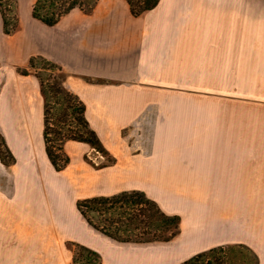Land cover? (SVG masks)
<instances>
[{"label":"rangeland","instance_id":"374dc122","mask_svg":"<svg viewBox=\"0 0 264 264\" xmlns=\"http://www.w3.org/2000/svg\"><path fill=\"white\" fill-rule=\"evenodd\" d=\"M63 1L65 6L71 2ZM74 1V9L49 32L77 48L75 58L89 59L97 72L99 66L107 74L82 73L66 59L51 57L45 42L39 44L42 24L31 16L34 0H2L0 6V264H179L195 252L227 244H243L260 264L264 176L246 177L243 187L233 182L232 187L222 183L209 190L210 177L177 176L176 164L169 160L177 154L166 150L175 146L154 138L164 134L170 140L171 132L176 133L170 127L176 124L172 116L177 105L189 100L179 92L201 87L196 104L202 108L215 97L233 105L229 135L240 139L241 125L249 121L261 127L250 129L252 137L264 139V0H203L206 6H217L214 17L204 5L196 11L195 0H159L137 16L126 0ZM4 19L8 34L3 32ZM101 24L112 31L83 49L81 36ZM197 34L202 45L211 35L217 40L218 56L209 58L215 51L205 46L201 57L184 56L186 42ZM226 50L232 64H222ZM166 52L171 58L163 65ZM135 55L143 76L129 81L120 74L123 66L115 64ZM198 60L201 64H194ZM41 84L51 94L59 88L77 97L108 157L68 138L72 132L66 120L61 140L53 144H61L68 162L60 170L53 168L42 138L46 101ZM225 88L228 92H212ZM58 96L47 97L49 106L57 98L62 101ZM133 189L144 191L167 213L180 215L176 237L118 242L89 225L75 206L84 198ZM93 216L99 222L100 216Z\"/></svg>","mask_w":264,"mask_h":264},{"label":"crops","instance_id":"0c3cea01","mask_svg":"<svg viewBox=\"0 0 264 264\" xmlns=\"http://www.w3.org/2000/svg\"><path fill=\"white\" fill-rule=\"evenodd\" d=\"M195 1H198V3L194 5L196 11H198V9L201 10V8H203L202 6L204 5L205 7H207L205 11H207V9L211 10L209 17H214L213 9L217 7L216 5L208 3L206 6L202 3L203 0ZM227 16L229 15H226V18ZM41 24L42 25L40 26L41 28L39 30V33L41 34L39 36V44L45 42V46L50 49V55L52 58L62 60L66 59V62L73 63L74 66H77L79 68V71L81 70L82 73H88L90 71H93L95 72V74L100 76L102 74H107L108 72H110L107 69L102 70L99 69V66H96L99 72L98 73L97 70L92 67L95 65V63L93 65V62H91L89 59H84V57H82L80 54L79 55L81 56V58H75V54H78V49L74 48L73 45H71V48L65 46L63 42L58 40L57 37L53 35V32L50 33L49 31H51L50 29H52L54 25L49 27L44 25L43 23ZM93 29H97L98 31H94ZM110 31H112V29H108V27H105L104 24H101L96 28H92L87 35L84 34L80 38L82 39L81 43L83 49L89 50L91 44H94L95 42L98 44L99 41L106 36V33ZM193 37L194 39H192V41H187L185 44L186 51L184 52V56H191L192 58L193 56L201 57L202 48H204V46V50L208 49L215 51L209 52V58H214L215 55L218 56L217 50L219 48V44L217 43V40H213L212 35L211 39L206 41V45H202V40L201 38H199L198 34L197 36L194 35ZM36 47L37 46L34 45L35 50H37V48H39L40 46L37 48ZM196 48L199 51H195ZM134 52L135 51H132L130 54ZM168 53L170 52L165 53V55H167L165 57V62L163 65H166L170 62L171 54L169 55ZM232 53L233 52L231 51V54ZM228 55L229 53L226 50L225 56H222V64L233 63V60L231 58L232 55L230 56V59ZM178 62L179 60L177 58L175 64H178ZM186 63L188 62L185 59V64ZM196 63L201 64L199 60L197 62H194V64ZM115 65L123 66L121 68L120 74L129 81L141 80L143 76H140V72L136 69V55L130 56L129 58L125 59L123 58L119 61V63L116 62ZM157 73L150 71L147 74ZM162 73L163 71H160L158 75H161ZM146 78L149 80L148 77H145L144 79ZM163 79L164 76H158L157 78V80ZM200 89L202 88L198 87L194 89H187L185 90L186 92H179L183 94L184 100H189H185L183 101V103H179L177 105V110L175 114L172 116V120H176V124L175 126L174 124H172V127L170 128H176V133L171 132L172 136L170 137V140L167 139L164 134L162 136V139L157 137L154 138V142L158 141L157 143L159 144L175 146V148L171 147L170 149L166 150L177 154V158L169 159L171 161V164H176V169L178 171L177 176L184 178L210 177L212 178V185H210L209 190L212 191H216V186H223L222 183H224L225 186L232 187L231 185H233L234 182L237 186L243 187L244 185L246 186V177L255 175L264 176V139L261 136L253 138L252 135L254 133H251L250 131L251 128L260 129L261 127L259 123L251 124L249 121H243L241 127L242 129H244V132L242 133L240 139H238L237 137H232L231 135H229L227 130L229 128L231 129V126H229V114H233L235 112V110L233 109V105L227 104V102L229 101L228 99L224 100L222 98L218 99V97H215L214 100H211L210 106H203V109L202 105L200 106V104H196L197 101H200V98H197L198 93H196L200 92ZM212 92L228 91L225 88L221 91L213 90ZM218 100H221L222 103H219ZM205 118L208 120L207 124L204 120ZM164 129H166V127H164L163 130ZM252 170H255V172H253ZM216 178H221L219 183ZM232 178H235L236 182ZM229 189L230 188H219L220 191H233V189ZM237 191H240V189H238ZM241 191H244V189H241ZM259 257H261L260 264H264V254H262L261 256L259 255Z\"/></svg>","mask_w":264,"mask_h":264},{"label":"trees","instance_id":"16d2710c","mask_svg":"<svg viewBox=\"0 0 264 264\" xmlns=\"http://www.w3.org/2000/svg\"><path fill=\"white\" fill-rule=\"evenodd\" d=\"M13 1V0H12ZM58 1H60L58 3ZM73 1V2H72ZM133 15L144 14L153 9L159 0H126ZM63 0H34L31 16L46 26H53L61 17L74 9L76 5L71 0L67 6ZM2 0H0L1 6ZM3 17L5 15L3 14ZM8 23L3 20V32L10 33ZM42 86V84H41ZM41 95L46 101L43 111L42 138L46 156L55 170L62 169L68 162L65 154L60 153L61 144H53L61 140L62 128L67 120L72 134L71 139L87 143L108 157L96 131L90 127L85 116V106L76 96L57 88L55 92H46L40 88ZM62 101H52V107L47 97H59ZM57 112H51L56 106ZM58 110V109H57ZM51 115H55L54 122ZM53 136V137H52ZM60 138V139H59ZM77 211L86 222L107 237L118 242L149 243L171 241L180 232L181 217L177 213H167L160 205L144 191L133 189L123 190L110 195H95L76 201ZM100 216L95 222L93 215ZM85 249V248H84ZM179 264H257V257L243 244L217 245L199 251L182 260Z\"/></svg>","mask_w":264,"mask_h":264},{"label":"bare ground","instance_id":"6f19581e","mask_svg":"<svg viewBox=\"0 0 264 264\" xmlns=\"http://www.w3.org/2000/svg\"><path fill=\"white\" fill-rule=\"evenodd\" d=\"M4 219H5V217H4ZM12 222V221H11ZM20 224V223H19Z\"/></svg>","mask_w":264,"mask_h":264}]
</instances>
